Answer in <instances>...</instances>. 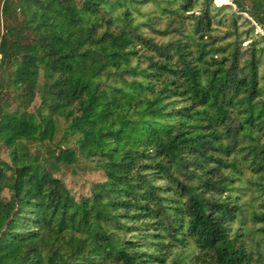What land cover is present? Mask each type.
<instances>
[{
    "label": "trees",
    "instance_id": "1",
    "mask_svg": "<svg viewBox=\"0 0 264 264\" xmlns=\"http://www.w3.org/2000/svg\"><path fill=\"white\" fill-rule=\"evenodd\" d=\"M244 1L0 0V264H264V0ZM56 114L76 148L30 154ZM84 161L106 180L76 199L55 173Z\"/></svg>",
    "mask_w": 264,
    "mask_h": 264
},
{
    "label": "rangeland",
    "instance_id": "2",
    "mask_svg": "<svg viewBox=\"0 0 264 264\" xmlns=\"http://www.w3.org/2000/svg\"><path fill=\"white\" fill-rule=\"evenodd\" d=\"M233 7V10L236 11V7L233 4L234 0H219ZM245 4L248 7H251V0H245ZM215 4L216 0H215ZM4 2L0 4V11L2 10ZM224 5V4H223ZM219 6V5H217ZM248 19V15H245ZM256 32L258 34H264L263 31L257 27ZM245 43L244 45H247ZM41 102L37 98L32 104L30 111L35 112L40 106ZM14 104L11 109L16 108ZM68 120L66 117L61 115H54L52 123L50 125V131L47 138L42 142L39 141H26L25 147L30 154L34 155L36 153H45L49 150H55L59 147L62 148H76L77 141L79 139V134L71 133L67 130ZM1 146V144H0ZM0 159L5 162H10L9 151L6 146H1L0 150ZM67 186L71 189L76 199L82 197H87L91 195L92 186L95 183L103 182L106 180L102 172L94 171L90 168L87 162H81L79 166L76 167H62L61 171L55 173ZM7 196V191L5 192Z\"/></svg>",
    "mask_w": 264,
    "mask_h": 264
}]
</instances>
